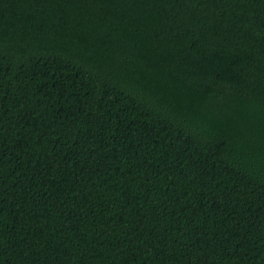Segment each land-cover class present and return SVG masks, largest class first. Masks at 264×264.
<instances>
[{"label": "trees", "instance_id": "trees-1", "mask_svg": "<svg viewBox=\"0 0 264 264\" xmlns=\"http://www.w3.org/2000/svg\"><path fill=\"white\" fill-rule=\"evenodd\" d=\"M0 264H264V0H0Z\"/></svg>", "mask_w": 264, "mask_h": 264}]
</instances>
